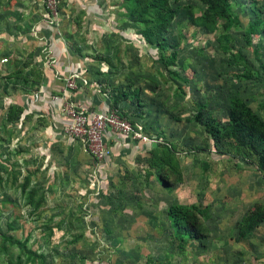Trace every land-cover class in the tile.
I'll return each instance as SVG.
<instances>
[{"label": "rangeland", "instance_id": "1", "mask_svg": "<svg viewBox=\"0 0 264 264\" xmlns=\"http://www.w3.org/2000/svg\"><path fill=\"white\" fill-rule=\"evenodd\" d=\"M227 2L166 0L146 25L128 0H0V264H241L264 176L227 130L236 98L264 120V0ZM69 78L110 107L127 94L141 129L100 170L56 121ZM171 205L195 208L197 238Z\"/></svg>", "mask_w": 264, "mask_h": 264}, {"label": "trees", "instance_id": "2", "mask_svg": "<svg viewBox=\"0 0 264 264\" xmlns=\"http://www.w3.org/2000/svg\"><path fill=\"white\" fill-rule=\"evenodd\" d=\"M128 1L134 6L132 12L137 15V19L146 25L153 21V16H157L156 20H161L163 25H167L172 18V11L167 7L166 0ZM203 1L212 4L211 10L215 16L224 17L227 15V0ZM147 37H149L147 41L152 43L151 36ZM163 40V38L156 39V44L159 48L163 47ZM172 57H175V54H173ZM127 98V94L117 95L113 99L112 108H118V104L125 101ZM121 109L120 111L125 113ZM203 126L213 140L219 139L221 134L218 122L215 119L207 118ZM227 136H229L237 146L249 150L256 157V169L264 176V120L259 118L248 105L238 98L232 100ZM194 209V207L186 208L178 205H171L167 210V214L175 224L177 230L183 232L190 238H197L199 233L198 226H196L197 216Z\"/></svg>", "mask_w": 264, "mask_h": 264}, {"label": "built area", "instance_id": "3", "mask_svg": "<svg viewBox=\"0 0 264 264\" xmlns=\"http://www.w3.org/2000/svg\"><path fill=\"white\" fill-rule=\"evenodd\" d=\"M53 3L54 1H49V5ZM77 88L74 78L66 79L62 98L54 96L53 100H61L60 110L67 118L64 125L65 132L80 144L94 164L100 165L110 154L107 146L110 135L134 143L140 141L141 129L124 116L120 111L121 106L93 110L79 105L72 99L71 94Z\"/></svg>", "mask_w": 264, "mask_h": 264}, {"label": "crops", "instance_id": "4", "mask_svg": "<svg viewBox=\"0 0 264 264\" xmlns=\"http://www.w3.org/2000/svg\"><path fill=\"white\" fill-rule=\"evenodd\" d=\"M62 77V76H61ZM58 83V82H57ZM58 92L54 96L58 95L59 98H62L63 96V88H61V85L58 83L57 86ZM89 87V86H87ZM86 88V87H85ZM78 89V88H77ZM82 91V92H79ZM96 91L99 92L100 90L97 89ZM72 94V99L79 105L88 107L93 110H100V109H105L106 107L109 106V103H111L105 95H99V94H92V95H85V91L81 88L80 90L74 91ZM87 94V93H86ZM53 95L51 96V106L54 110V113L56 114V121L62 123L64 126L66 123L67 118L64 116V114L60 110V105H61V100H53ZM109 102V103H108ZM96 106L97 108H93L91 106ZM120 106V105H119ZM122 107V106H121ZM125 112V111H124ZM108 149L110 151V154L105 158L107 160L108 158H111L112 155L115 153L117 154L119 151H122L124 148L129 147V141L128 140H123L122 138L115 136V135H110L109 141L107 142ZM104 160V161H105ZM103 161V162H104ZM102 162V163H103ZM101 163V164H102ZM96 169L99 168L101 165H96ZM251 235L249 236L250 238L242 241L240 243V247H242L241 251H243V254L239 256L241 260V264H264V223H262L259 227H255L254 230L250 233Z\"/></svg>", "mask_w": 264, "mask_h": 264}]
</instances>
